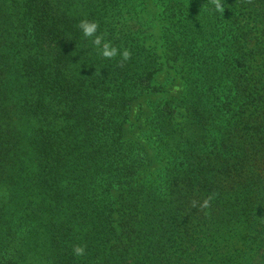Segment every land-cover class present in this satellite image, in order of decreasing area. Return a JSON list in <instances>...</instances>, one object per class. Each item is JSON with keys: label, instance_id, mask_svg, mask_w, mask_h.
<instances>
[{"label": "trees", "instance_id": "obj_1", "mask_svg": "<svg viewBox=\"0 0 264 264\" xmlns=\"http://www.w3.org/2000/svg\"><path fill=\"white\" fill-rule=\"evenodd\" d=\"M0 264H264V0H0Z\"/></svg>", "mask_w": 264, "mask_h": 264}, {"label": "clouds", "instance_id": "obj_2", "mask_svg": "<svg viewBox=\"0 0 264 264\" xmlns=\"http://www.w3.org/2000/svg\"><path fill=\"white\" fill-rule=\"evenodd\" d=\"M217 9L221 10L219 4H217ZM79 28L84 37H93L97 30V24L84 20L80 22ZM93 44H100L99 36H96L95 39H93ZM101 55L105 58L111 59L117 55V49L114 47L110 48L108 44H105L101 51ZM120 55L122 57V61H126L130 57V53L127 50H124L122 53H120ZM73 253L78 257L83 256L85 254V247L80 245L74 246Z\"/></svg>", "mask_w": 264, "mask_h": 264}, {"label": "rangeland", "instance_id": "obj_3", "mask_svg": "<svg viewBox=\"0 0 264 264\" xmlns=\"http://www.w3.org/2000/svg\"><path fill=\"white\" fill-rule=\"evenodd\" d=\"M178 89V88H177Z\"/></svg>", "mask_w": 264, "mask_h": 264}]
</instances>
